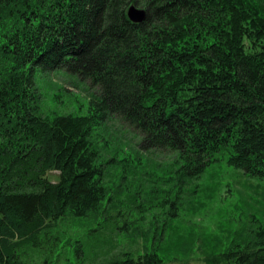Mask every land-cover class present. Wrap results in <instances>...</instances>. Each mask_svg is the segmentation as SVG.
<instances>
[{
    "label": "trees",
    "instance_id": "obj_1",
    "mask_svg": "<svg viewBox=\"0 0 264 264\" xmlns=\"http://www.w3.org/2000/svg\"><path fill=\"white\" fill-rule=\"evenodd\" d=\"M132 4L146 8L143 22L128 17ZM61 69L98 88L86 114L42 111L37 74ZM110 115L142 150L175 153L189 179L221 153L264 180V0H0V264H50L19 249H41L60 220L106 211L92 137ZM254 222L201 261L264 264V221ZM172 249L127 250L110 263L164 264L159 250Z\"/></svg>",
    "mask_w": 264,
    "mask_h": 264
},
{
    "label": "rangeland",
    "instance_id": "obj_2",
    "mask_svg": "<svg viewBox=\"0 0 264 264\" xmlns=\"http://www.w3.org/2000/svg\"><path fill=\"white\" fill-rule=\"evenodd\" d=\"M37 87L47 113L86 114L99 94L89 81L63 69L39 71ZM92 139L102 154L99 163L106 171L111 203L97 216L60 220L48 238L40 239L41 249L31 245L19 249L23 260L111 264L127 250L137 255L146 247L170 244L172 251L159 250L166 257L164 264H204L201 259L223 251L244 230L250 232L255 218L264 221V180L245 175L225 154L189 179L179 170L175 153L142 150L138 134L116 115L97 124ZM59 175L54 170L47 176L57 182ZM172 204L177 212L173 219ZM158 223L166 227L156 244L151 240Z\"/></svg>",
    "mask_w": 264,
    "mask_h": 264
},
{
    "label": "water",
    "instance_id": "obj_3",
    "mask_svg": "<svg viewBox=\"0 0 264 264\" xmlns=\"http://www.w3.org/2000/svg\"><path fill=\"white\" fill-rule=\"evenodd\" d=\"M127 14L131 21L141 23L147 17V10L146 8L137 6L136 4H132L128 7Z\"/></svg>",
    "mask_w": 264,
    "mask_h": 264
}]
</instances>
